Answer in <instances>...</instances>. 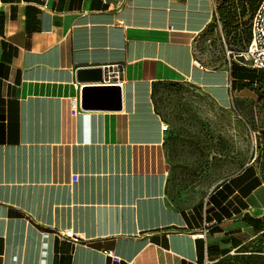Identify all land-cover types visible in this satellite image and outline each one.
<instances>
[{"label": "crops", "instance_id": "1", "mask_svg": "<svg viewBox=\"0 0 264 264\" xmlns=\"http://www.w3.org/2000/svg\"><path fill=\"white\" fill-rule=\"evenodd\" d=\"M41 6L0 0V264H211L263 234L243 220L264 226V182L249 168L190 211L166 201L158 88L189 84L222 107L233 93L227 65L194 60L210 0ZM93 67L119 68L116 81L76 82ZM108 85L118 111L81 109L84 88Z\"/></svg>", "mask_w": 264, "mask_h": 264}, {"label": "rangeland", "instance_id": "2", "mask_svg": "<svg viewBox=\"0 0 264 264\" xmlns=\"http://www.w3.org/2000/svg\"><path fill=\"white\" fill-rule=\"evenodd\" d=\"M222 2L218 1V5ZM246 11L243 20H248L251 14L248 7ZM231 14L224 16L229 20ZM221 18L219 12L218 20H213L194 44V60L203 67L215 69L227 65L225 47L228 51H241V42L233 43L229 38L238 19L226 30L227 35ZM245 30H239L241 39ZM235 61L232 63L240 64L238 59ZM154 101L168 129L169 173L165 195L170 207L190 211L203 205L216 185L246 165L264 177V91L262 96L248 88L234 91L228 106L222 107L200 89L185 84L171 90L158 88ZM260 242L264 240L256 238L244 246L252 253L259 249ZM233 254L211 264H242L236 259L240 256Z\"/></svg>", "mask_w": 264, "mask_h": 264}, {"label": "trees", "instance_id": "3", "mask_svg": "<svg viewBox=\"0 0 264 264\" xmlns=\"http://www.w3.org/2000/svg\"><path fill=\"white\" fill-rule=\"evenodd\" d=\"M223 1L224 2L218 5V13L220 12V14L222 15L221 20L223 22V25H225V28L223 30L225 32L226 30L229 31L230 25L231 24L233 25L234 21H237L238 19V22H236L234 26H232V28L230 29L232 36L229 38L232 40L233 43L240 41L241 51H242L246 47V45L249 43V38H250L249 27H250L251 18H252L253 12L256 10L261 0H223ZM246 7L250 9L251 14L248 17V20H243L247 12ZM237 9H240L239 13H237ZM229 12H231L232 14H231V19L228 20V18H226L224 15L225 13H229ZM239 19H242V21H239ZM240 29L241 30L246 29L245 31H243L244 38L242 39L240 38V34H241L239 31ZM226 33L227 35L229 34V32H226ZM230 74L233 79L231 83L232 92L248 88L250 90H255L257 92H260V96H262V93L264 91V70H252V71L246 70L242 66H239L235 63H231ZM167 87L169 86L167 85L162 86V88H167ZM167 89L171 90L170 88H167ZM243 168L248 169L249 166H245ZM249 169L253 172V174L255 173L254 168L250 167ZM260 178L264 182V177L260 176ZM256 180L252 181V184H251L252 188L254 187ZM225 187H227L226 184L222 186V188H225ZM211 199H212V196L208 198L206 205L211 201ZM222 201L223 202L226 201V197L222 198ZM200 208L203 209L202 207ZM220 209H223V208H220ZM207 211H208L207 209L204 210L203 211L204 214H206ZM243 220L247 225H249L252 228V231L254 234L264 231V226H261V225L260 227L256 226L257 224L256 220H253L252 218H249L246 216L243 218ZM256 238L264 240V233L260 234ZM260 243H261L260 244L261 246L255 252L249 253L248 248L246 246H242L235 252L236 254H233V255H236L235 257L240 256V258H236V259L241 260L242 264H264V242H260ZM213 255L217 257H221L220 259H223L229 256L228 251H222V252L218 251V252H215Z\"/></svg>", "mask_w": 264, "mask_h": 264}, {"label": "built area", "instance_id": "4", "mask_svg": "<svg viewBox=\"0 0 264 264\" xmlns=\"http://www.w3.org/2000/svg\"><path fill=\"white\" fill-rule=\"evenodd\" d=\"M42 9H46L47 3L49 0H41ZM102 3H106V0H100ZM211 9H212V18L213 20H218V1L210 0ZM250 38L249 43L246 47L236 53L233 51H228L225 47V52L227 56V65L230 68L232 61L236 62L235 59H238L240 66L245 67L251 70H264V0H261L253 12L251 22H250ZM232 98V97H231ZM73 113H76V110H73ZM166 126L164 130H166ZM248 166V165H246ZM76 178H72V182H75ZM61 238H66L70 240H75L73 233L71 231L63 233ZM106 255L110 256L114 261H118L112 253L108 252Z\"/></svg>", "mask_w": 264, "mask_h": 264}, {"label": "water", "instance_id": "5", "mask_svg": "<svg viewBox=\"0 0 264 264\" xmlns=\"http://www.w3.org/2000/svg\"><path fill=\"white\" fill-rule=\"evenodd\" d=\"M116 71V72H115ZM119 68L111 67L81 68L75 73L77 83H102L116 81ZM121 105L120 88L118 86H103L84 88L81 95V109H108L118 111Z\"/></svg>", "mask_w": 264, "mask_h": 264}]
</instances>
